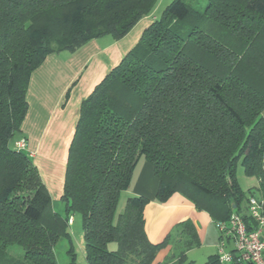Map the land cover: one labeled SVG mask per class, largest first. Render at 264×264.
<instances>
[{
  "label": "trees",
  "instance_id": "16d2710c",
  "mask_svg": "<svg viewBox=\"0 0 264 264\" xmlns=\"http://www.w3.org/2000/svg\"><path fill=\"white\" fill-rule=\"evenodd\" d=\"M156 2L0 0L1 258L57 264L55 244L60 237L71 244L68 220L77 212L86 264H159L157 252L171 243L178 252L164 263L190 264L186 251L200 244L191 220L153 243L144 229L146 197L127 198L116 215L141 157L158 179L156 201L180 193L215 224L236 212L254 228L248 199L264 198V0H172L142 30L79 104L64 215L52 209L26 138L13 139L26 118L31 75L48 55L103 35L119 40ZM20 139L23 149L15 147ZM238 164L258 179L256 189L241 190ZM11 252L18 256L11 260ZM203 264L224 263L212 254Z\"/></svg>",
  "mask_w": 264,
  "mask_h": 264
},
{
  "label": "crops",
  "instance_id": "0c3cea01",
  "mask_svg": "<svg viewBox=\"0 0 264 264\" xmlns=\"http://www.w3.org/2000/svg\"><path fill=\"white\" fill-rule=\"evenodd\" d=\"M155 18L151 13L143 17L119 40L111 37L104 43H98V38H95L73 51L65 61L58 57L57 52L52 53L32 73L27 93L28 110L18 137L26 138L28 151L31 152L42 180L45 183L51 181L59 193L62 192L65 151L74 131L81 100L135 45L142 30ZM60 153L64 155L61 162H57V154ZM41 169H44V176ZM57 175L59 186L55 184L58 181L53 182L54 176ZM236 180L244 192L256 189L259 184L255 176H247L244 173L241 164H238L236 169ZM158 183L152 164L140 158L134 168L130 186L120 193L116 215L124 208L127 198L146 197L149 202L144 208V229L153 243L162 241L177 223L191 220L200 244L187 250L186 257L190 264H203L209 255L217 254L222 240L221 233L207 212L197 210L193 203L180 193H173L165 202L156 201ZM175 247L174 243L162 247L154 262H174L176 258L164 263L168 256L176 255L178 249ZM225 249H233L231 240H225Z\"/></svg>",
  "mask_w": 264,
  "mask_h": 264
},
{
  "label": "built area",
  "instance_id": "2783aa9c",
  "mask_svg": "<svg viewBox=\"0 0 264 264\" xmlns=\"http://www.w3.org/2000/svg\"><path fill=\"white\" fill-rule=\"evenodd\" d=\"M15 147L23 149L24 139L15 142ZM248 213L254 223V228L248 230L242 217L232 212L226 221L216 223L218 231L223 235L217 256L220 263L230 264L236 261L264 264V198L250 196L248 199ZM72 217L68 223H72ZM231 240L233 250L225 249V239Z\"/></svg>",
  "mask_w": 264,
  "mask_h": 264
},
{
  "label": "rangeland",
  "instance_id": "374dc122",
  "mask_svg": "<svg viewBox=\"0 0 264 264\" xmlns=\"http://www.w3.org/2000/svg\"><path fill=\"white\" fill-rule=\"evenodd\" d=\"M171 1L172 0H157L156 5L154 9L152 10L151 14H153L156 18H158L162 14V11L165 9V7L171 3ZM109 39H111L110 35L100 36V38L98 37V43L99 42L104 43L105 41H108ZM57 53H58L57 54L58 57L62 61H65L67 60L68 56L71 55L72 52L69 50H60ZM18 134L19 132H15L13 139L17 138ZM65 153L67 156V150L65 151ZM62 155H64V153L57 154V162H61ZM41 172H43V176H44V169H41ZM59 173H61V167H60ZM48 176L50 178L49 174ZM58 178H59V175L54 176L53 182L55 183L56 181H58ZM45 184L50 192L53 211L61 215H64L65 214V203L63 200L60 199L61 192L59 193L56 190V188L52 186L51 181L49 183L47 181V183ZM55 184L59 186V181L58 183H55ZM71 217L73 218V222L68 224L67 226V230L70 233L71 244L68 243L65 237H60L54 247L55 260L57 264H70L71 261H72V264H86L85 240H84V235H83V230H82L81 217L77 212L72 213ZM108 248L110 250L116 249V243L115 242L109 243ZM69 249H71V251H69ZM19 250L22 253V250L21 249ZM9 254L11 255L9 256L11 257V260H12V257L18 256L17 254L12 253V252ZM9 260L10 259H7V258L5 259V258L0 257V264H13V262Z\"/></svg>",
  "mask_w": 264,
  "mask_h": 264
}]
</instances>
